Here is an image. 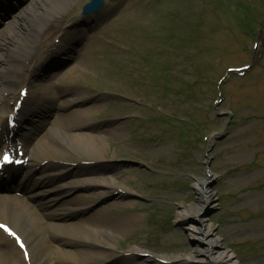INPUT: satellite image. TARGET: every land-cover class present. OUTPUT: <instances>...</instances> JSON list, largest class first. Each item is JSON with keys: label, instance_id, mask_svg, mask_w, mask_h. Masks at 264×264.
<instances>
[{"label": "rangeland", "instance_id": "obj_1", "mask_svg": "<svg viewBox=\"0 0 264 264\" xmlns=\"http://www.w3.org/2000/svg\"><path fill=\"white\" fill-rule=\"evenodd\" d=\"M88 1L73 0L71 12L77 10L80 17ZM248 9L255 19L253 27L242 24L250 20ZM86 21L64 31L78 34L74 48L81 58L73 63L68 59L69 67L78 65L63 80L84 103L101 105L90 130L109 132L99 156L111 164L107 176L122 179L131 195L103 205L92 203L85 216L103 213V221L117 233L111 237L112 250L100 258H81V264H175L171 260L189 255L195 242L176 215L181 205L189 208L198 201L197 192L188 190L191 177H203L211 193L202 215L219 241V251L229 252L236 264H264V233L249 223L252 214L264 218V52L246 74L231 75L223 86L219 110H231L233 120L228 135L205 155L210 133L220 131L225 122L214 117L217 81L227 68L249 63L259 42L253 28L264 23V0H105L103 9ZM162 25L166 27L160 30ZM166 36L191 40L171 48ZM62 59L48 61V76L59 79L69 68L57 70ZM114 128L124 134L110 132ZM57 158L64 170L79 162L75 154ZM155 169L181 171V182L167 180L169 176ZM68 196L79 200L84 193L72 191ZM161 198L186 200L166 204ZM115 202L127 204L111 208ZM132 213L134 223L129 222ZM158 214L171 216L172 227L169 218L162 224ZM163 227L160 238L156 232ZM97 237L106 246L101 235ZM131 248L165 258L160 263L131 258L126 254Z\"/></svg>", "mask_w": 264, "mask_h": 264}, {"label": "bare ground", "instance_id": "obj_2", "mask_svg": "<svg viewBox=\"0 0 264 264\" xmlns=\"http://www.w3.org/2000/svg\"><path fill=\"white\" fill-rule=\"evenodd\" d=\"M72 1L33 0L17 13L7 27L0 30V109L3 108L5 114L13 113L15 103L9 108L2 105L4 95L8 92L12 93V87L17 82L25 86L32 83L31 76H26L25 71L32 64L30 58L35 50L41 52L40 71H45V60L53 58L54 55L66 54V50H70L72 37H64L56 45L50 44L61 51L58 49L51 52L50 45L45 44L52 42L55 25L61 26V20L55 22L53 15L70 7ZM97 71L101 72V69L97 67ZM54 86L64 88L61 94L66 98L61 103H55L57 109L74 105L81 99L67 97L69 87H63V84L57 83ZM18 97L19 93L16 98ZM34 104L35 98L27 94L17 111V123H23L28 118ZM98 107L99 105L96 104L85 109H77L71 115H59L38 140L33 151L25 146L31 164L41 167L46 172V180L35 182L33 187L54 185L51 190H47L57 194L51 198L54 202L74 189L87 191V197L84 198L85 200L81 199L83 202L73 203L75 205L72 206L70 202L64 200L60 203L63 206L58 208L60 210L51 211L48 210L47 201L31 205L11 194H0L1 221L19 234L28 254L26 260L25 253L16 246L14 240L11 241L9 237L0 233V264H78L79 255H74L81 253L84 257H99L106 249L110 250L114 246L110 237L114 236L117 229L110 223L99 221L102 214L90 216L83 221H67L87 211L95 199H105L110 192H115L119 196L127 194L120 181L115 183L112 178L104 175L103 171L109 165L102 163V158L98 155L106 135L88 131L92 124L93 112ZM3 117L0 115V147L2 145L5 147L6 139L12 141L15 137V135L11 136L12 129L7 127V120L5 125ZM116 132L124 134L119 128ZM68 153L77 154L84 163L77 164L71 180L62 182L65 176L56 171L60 164L53 157ZM23 171L22 179L30 178L31 168L27 167ZM6 173L9 177L10 171ZM194 186L198 193L197 203L188 209H182L177 214L179 221L185 224L189 237L195 242L194 249L189 255H179L173 262L175 264H236L229 252L219 251V241L201 214L204 204L206 205L211 198L210 191L203 182H195ZM43 195L40 199L46 198ZM135 219L136 214H133L129 222L134 223ZM54 220H58V223ZM249 221L250 224L255 225L257 231L264 233V218H254ZM97 235L103 236L106 247L100 245ZM54 241L56 243H53ZM58 243L61 246H58ZM58 251L66 254V257L60 255ZM132 255L137 256L138 252L131 249L130 256ZM147 258L155 262L157 260L154 256Z\"/></svg>", "mask_w": 264, "mask_h": 264}]
</instances>
